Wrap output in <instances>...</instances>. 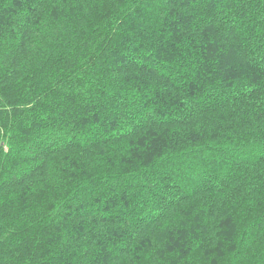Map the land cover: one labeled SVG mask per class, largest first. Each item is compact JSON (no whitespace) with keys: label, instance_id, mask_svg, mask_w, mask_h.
Returning a JSON list of instances; mask_svg holds the SVG:
<instances>
[{"label":"trees","instance_id":"1","mask_svg":"<svg viewBox=\"0 0 264 264\" xmlns=\"http://www.w3.org/2000/svg\"><path fill=\"white\" fill-rule=\"evenodd\" d=\"M0 264H264V0H0Z\"/></svg>","mask_w":264,"mask_h":264}]
</instances>
